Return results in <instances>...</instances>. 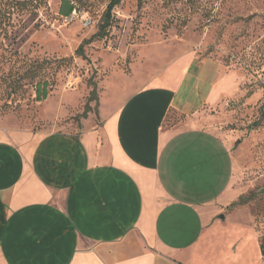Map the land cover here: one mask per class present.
<instances>
[{"label": "crops", "instance_id": "0c3cea01", "mask_svg": "<svg viewBox=\"0 0 264 264\" xmlns=\"http://www.w3.org/2000/svg\"><path fill=\"white\" fill-rule=\"evenodd\" d=\"M223 87L219 61L186 52L76 132L0 127V264H264L253 216L215 224L245 208L206 198L190 144L213 133L197 115Z\"/></svg>", "mask_w": 264, "mask_h": 264}, {"label": "rangeland", "instance_id": "374dc122", "mask_svg": "<svg viewBox=\"0 0 264 264\" xmlns=\"http://www.w3.org/2000/svg\"><path fill=\"white\" fill-rule=\"evenodd\" d=\"M72 1L73 18L60 14L62 0H0L9 35L0 44V127L76 132L173 58L215 59L226 90L197 115L213 133L190 144L206 154V198L245 208L215 224L255 228L254 218L264 236V0H120L103 36L111 0ZM184 120L170 114V123Z\"/></svg>", "mask_w": 264, "mask_h": 264}, {"label": "trees", "instance_id": "16d2710c", "mask_svg": "<svg viewBox=\"0 0 264 264\" xmlns=\"http://www.w3.org/2000/svg\"><path fill=\"white\" fill-rule=\"evenodd\" d=\"M120 2V0H111L107 6L106 9V19L102 24V28H101V32L100 35H104L107 31V27L110 25L111 22V11L112 9ZM74 10H78L77 6L75 5V3L72 0H62V5L60 8V14H62L63 16L67 17L70 16ZM6 24L4 21H0V44H4V40L5 38L8 39L9 35L7 34L8 30L6 28ZM92 93L95 95V90L93 89ZM37 94H38V99H44L47 97V88H38L37 90ZM88 108L85 109V112L83 113V116L86 117V115L88 114ZM244 198H242V202H244L243 200ZM238 203L233 202L229 205V209H233L239 205H237ZM235 206V207H234ZM262 238V243H261V248H262V252L264 253V236H261Z\"/></svg>", "mask_w": 264, "mask_h": 264}, {"label": "built area", "instance_id": "2783aa9c", "mask_svg": "<svg viewBox=\"0 0 264 264\" xmlns=\"http://www.w3.org/2000/svg\"><path fill=\"white\" fill-rule=\"evenodd\" d=\"M75 15H77L76 10L73 11V13L71 14V17L73 18ZM83 16H84L86 24H88L90 22V17L88 16V13L85 12V14Z\"/></svg>", "mask_w": 264, "mask_h": 264}, {"label": "water", "instance_id": "95a60500", "mask_svg": "<svg viewBox=\"0 0 264 264\" xmlns=\"http://www.w3.org/2000/svg\"><path fill=\"white\" fill-rule=\"evenodd\" d=\"M260 192L264 194V188H262V189L260 190Z\"/></svg>", "mask_w": 264, "mask_h": 264}]
</instances>
